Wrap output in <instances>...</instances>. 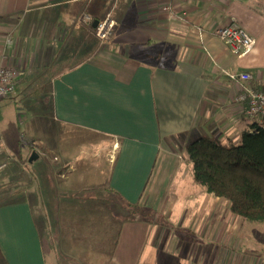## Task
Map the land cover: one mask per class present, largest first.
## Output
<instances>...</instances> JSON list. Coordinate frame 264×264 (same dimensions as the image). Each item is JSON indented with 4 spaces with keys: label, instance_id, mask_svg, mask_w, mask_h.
<instances>
[{
    "label": "crops",
    "instance_id": "1",
    "mask_svg": "<svg viewBox=\"0 0 264 264\" xmlns=\"http://www.w3.org/2000/svg\"><path fill=\"white\" fill-rule=\"evenodd\" d=\"M83 13L91 16L89 24L81 22ZM108 15L118 26L100 47L94 25ZM232 22L256 40L253 51L241 58L212 33ZM0 64L19 70L14 95L0 100L2 170L12 159L6 154L8 132L22 141L15 129L19 124L34 142V157L61 162L73 190L72 153H55L43 117L30 116L35 103L43 102L52 128L91 138L88 147L109 166L106 192L168 219L116 229L110 224L103 232L107 247L97 241L83 253L87 239L76 229L69 239L60 238L66 218L55 217L56 226L49 227L43 194L35 202L34 192L27 191L29 196L0 199L1 264H48L44 240L51 244L53 264H65L59 251L82 264H264V257L247 255L241 230L224 220L223 207L231 220L239 217L226 200L208 195L199 184L204 191L196 187L185 202L179 197L192 169L187 158L185 167L174 166V158L196 139L239 144L244 131L262 124L249 119L235 98L245 85L264 91V0H0ZM241 72L252 77L249 83L227 79ZM11 104L21 106L26 122L13 124ZM90 159L80 165H97ZM8 174L14 180L15 169ZM191 181L197 184L193 172ZM93 197L82 201L93 203ZM69 201L71 196L57 200L55 214L65 208V214L94 217V206L83 209ZM192 207L199 210L194 213ZM77 242L82 244L78 252Z\"/></svg>",
    "mask_w": 264,
    "mask_h": 264
},
{
    "label": "rangeland",
    "instance_id": "2",
    "mask_svg": "<svg viewBox=\"0 0 264 264\" xmlns=\"http://www.w3.org/2000/svg\"><path fill=\"white\" fill-rule=\"evenodd\" d=\"M97 43L99 45L98 40ZM35 104L36 108L34 107L31 110L30 116L43 117L42 124H44L47 129L50 128V135L46 134V140H48L54 146V148L56 149L55 153H59L61 156H63L67 152H71L73 155L74 163L77 164L76 171H71L69 172V174L71 175L70 180H72L73 183L71 185H73L74 188L73 190L71 189V191L69 190V188H71L72 186L69 185L67 179L64 180V178H68V170L66 168L59 167V164H61V162L58 161V163H55L49 157L41 159H39L38 156L34 157L36 155L32 150V147L35 146L34 142L30 141V139L27 137V134L23 132L21 127H19V124H15V129L18 133L17 136L20 135L23 138L21 143H19L15 138L13 132H8L6 154L8 153L12 155V159L8 162V166L6 165L7 169L5 171L1 170L0 172V199L29 196L30 193L25 192L24 195V192L19 191V189H21L22 185V187H27L28 185H34V183H37L39 186L38 189L32 190L34 193L32 192L33 194H31L30 196H34L36 198V202L38 195H40L41 193L43 194L42 200H46V202L48 203V216H50L49 221L52 223L49 225V227L51 225L54 227L56 226L55 217L56 219L57 217H59V219L66 218V223L60 224V226H62L60 231V238L62 237L69 239L68 237H71L73 235L72 230L76 229L79 235L84 236L88 240L85 241L87 245H82L80 244V242H77L79 243L77 244L78 247L75 246V249L78 252L80 250L79 245H82L83 248H81V251L83 253H85L84 251H87L89 247H92V244H95V242L97 241L101 242V246H104L109 241L108 240L106 242V237L103 236V232H105L110 227V224L113 225V228L116 229L121 226L119 224H133L135 223V221H140L143 223H167L166 221H168V219L165 217V213L161 212L159 214L156 211L149 209L148 207H131L130 205L126 204L124 200H120L114 193L106 192L105 188L107 187L109 178V166H106L102 163L103 157H98L99 152L94 147H88L87 141L89 136L76 131L69 132V134L65 135V130L63 128H52L50 110L47 108L48 105L43 102L42 105L40 103ZM10 108V112L14 117L13 124L23 121L26 122V117L24 118L20 111L22 109L20 105L16 106L11 104ZM89 139L91 140V138ZM82 150L85 151V153L79 154V151ZM33 157L34 159L31 160ZM90 157V161L96 162L97 165L82 167L84 163L83 159L88 160ZM183 158H187V149L182 150L177 155V157L174 158L176 160V164L174 166L180 168L185 167L186 164ZM13 169H15V181L10 180L11 178L8 174ZM191 173L187 178V181L190 180L191 183L186 182L185 187L180 188V190L177 192L179 197H181L184 202L186 201V197L189 196L196 187H199L201 190H203L200 186H198V184H194L193 181H191ZM61 179L64 181L60 182L58 185L57 181ZM12 184L19 187L17 189L10 188L9 186ZM103 187L105 190L103 189ZM91 194L94 196L93 201L95 202L88 204L87 201H82L83 198H88L89 196H91ZM70 196L71 198H73L72 202L74 204L82 206L83 209H85V207L93 208L94 206L95 215L92 214L94 217H92L91 215L88 216L87 214H85V211H82V213L85 212V215H82L76 211L73 212L72 215L65 214V208L62 211L60 210V212L56 215L54 206L59 204L57 200ZM72 202L69 201V203ZM190 209H192L191 211H194L195 213L198 207H192ZM173 210L174 212H176L175 209ZM191 211L189 212V214H191ZM223 213L224 220L230 223L229 226H231L232 224L231 227L235 228V230L238 228L241 230V233L238 237L241 238V241L243 243L242 248L244 249V251L246 248L249 250V253H247V255L264 257V222H247L240 219V217H237L238 219L235 218V220L233 219V221L228 218L229 211L224 207L221 208V214ZM221 216L222 215H220V217ZM109 218H112L114 221H112L111 219L110 223ZM226 222L224 223L225 229L228 227ZM36 224L38 225L39 229L43 228L41 216L36 217ZM57 226L59 225L57 224ZM41 231L43 233L42 236H44V239H46L47 235L45 230L41 229ZM112 233H114V231L110 232V234ZM185 235L188 236L187 234ZM44 242L46 243V249L48 253V264H53V260L51 259L52 255L50 253L51 244L46 240H44ZM59 253L60 261H63L65 264H82L78 258H72L66 255L70 252H64L66 253L64 254L59 251Z\"/></svg>",
    "mask_w": 264,
    "mask_h": 264
},
{
    "label": "trees",
    "instance_id": "3",
    "mask_svg": "<svg viewBox=\"0 0 264 264\" xmlns=\"http://www.w3.org/2000/svg\"><path fill=\"white\" fill-rule=\"evenodd\" d=\"M261 123L244 131L239 144L199 138L187 146L195 183L208 195L226 200L232 214L254 223L264 222V120ZM38 187L34 183L19 191ZM115 242L116 239L109 250Z\"/></svg>",
    "mask_w": 264,
    "mask_h": 264
},
{
    "label": "built area",
    "instance_id": "4",
    "mask_svg": "<svg viewBox=\"0 0 264 264\" xmlns=\"http://www.w3.org/2000/svg\"><path fill=\"white\" fill-rule=\"evenodd\" d=\"M164 9L169 10V7L166 6ZM91 21V16L83 13L81 22L83 24H89ZM117 26L116 21L113 20L110 15L97 23L94 33L99 41L100 47L111 39ZM212 33L213 36H216L228 46L229 51L233 56L239 58L251 53L256 46V40L254 37H251L242 26L235 22H232L227 26L216 27ZM198 34L202 36L201 29H198ZM18 75L19 70L17 68L15 69L0 64V100L14 95ZM227 79L233 82L247 84L252 77L245 72H241L239 74L229 73L227 74ZM235 102L242 105L244 104L245 114L249 119H257L260 122L264 120V91L253 89L245 85L242 87V91L237 94ZM4 165L5 164L0 165V170L5 168Z\"/></svg>",
    "mask_w": 264,
    "mask_h": 264
},
{
    "label": "water",
    "instance_id": "5",
    "mask_svg": "<svg viewBox=\"0 0 264 264\" xmlns=\"http://www.w3.org/2000/svg\"><path fill=\"white\" fill-rule=\"evenodd\" d=\"M97 23H98V22L96 21V22H95V25H94V26H95V28H96V25H97Z\"/></svg>",
    "mask_w": 264,
    "mask_h": 264
}]
</instances>
